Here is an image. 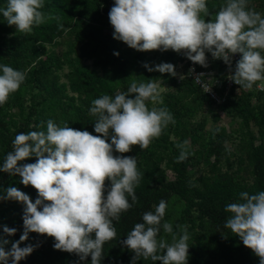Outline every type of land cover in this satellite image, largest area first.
Here are the masks:
<instances>
[{"label": "trees", "instance_id": "1", "mask_svg": "<svg viewBox=\"0 0 264 264\" xmlns=\"http://www.w3.org/2000/svg\"><path fill=\"white\" fill-rule=\"evenodd\" d=\"M226 2L207 0L209 16L201 14L202 17L206 22L215 19ZM7 4L8 0H0V9ZM255 4L263 12L264 0H248L249 9ZM43 5L40 10L45 22L33 26L30 33L9 26L0 12V65L25 73L20 88L0 105V166L13 151V141L19 133L46 132L47 121L52 120L60 127L67 125L98 135L94 131L95 117L90 114L93 100L105 94L114 97L127 92L133 80L137 83L162 80L168 85L162 94L163 104L148 102V107L166 108L175 123L164 128L147 149L142 151L134 146L131 152L123 154L136 158L141 173L139 185L134 189L137 201L120 214L118 221H113L116 237L103 245L101 264H132L135 254L122 241L137 223H143L144 213L155 212L161 200L167 207L157 239L165 237L162 227L165 222L172 225V235L177 238L181 235L177 226H187L188 264H260L259 258L225 227L230 215L225 207L238 202L241 192L264 191V92L235 89L218 105L193 80L179 81L176 76L149 72L145 64L155 67V62L169 63L176 68L178 57L172 50L138 52L114 39L109 21L114 0H43ZM67 32L73 35L78 50L71 47L62 54L52 51ZM261 55L264 56V51ZM65 65L69 71L61 75ZM211 107H218L232 124L238 125L239 141L224 132L219 113L207 115ZM211 118L214 123L208 128ZM185 141L189 155L178 162L181 149L177 145ZM107 142L111 143L110 139ZM227 149L233 150L235 158L225 163L223 153ZM113 154L121 155L115 150ZM248 159L252 177L243 178L237 167ZM35 162L32 157L20 164ZM110 186V181H106L105 197ZM9 187L26 193L33 202L38 198V192L30 185L24 186L21 177L0 172V194ZM128 200L131 204V197ZM171 206L179 209L174 221L169 213ZM24 207L14 200H0V237L10 241L7 249L23 234ZM3 226L15 228V235L4 236ZM54 243L52 237L29 233L21 247L31 244L34 251L19 264H91V256L81 260L75 253L56 250ZM136 264L154 262L140 257Z\"/></svg>", "mask_w": 264, "mask_h": 264}, {"label": "clouds", "instance_id": "2", "mask_svg": "<svg viewBox=\"0 0 264 264\" xmlns=\"http://www.w3.org/2000/svg\"><path fill=\"white\" fill-rule=\"evenodd\" d=\"M43 6V0H8L0 12L9 26L30 33L33 26L45 22L40 10ZM201 14L209 16L207 0H114L109 21L113 38L138 52L172 50L202 67L208 66L207 52L230 70L232 57L240 54L229 78L246 89L264 81V16L249 9L248 0H227L215 19L208 22ZM144 67L149 72L177 75L175 66L169 63ZM0 69L3 105L25 81V73L7 65H0ZM193 72L190 69V74ZM201 78L203 73L194 82L201 83ZM161 85L159 79L148 83L133 80L127 92L93 100L90 114L95 117L94 131L98 135L67 125L60 127L52 120L47 121L46 132L16 135L13 151L6 155L0 172L21 177V183L32 186L38 198L33 202L15 187L0 194V200H14L25 206L24 231L19 241L11 242L7 249L10 241L0 237V264H19L32 254L33 245L21 247L29 233L52 237L56 250L75 253L81 260L91 256V264H101L103 245L116 237L113 221H118L120 214L137 201L134 189L141 173L136 158L123 154L134 146L147 149L164 128L175 123L166 108L148 107V102L163 104ZM109 139L111 143L107 142ZM187 145V141L177 145L181 149L178 162L187 159ZM114 150L121 155L114 156ZM32 157L36 158L35 163L20 164ZM106 181L111 186L105 197ZM166 207L167 203L161 200L154 213H144L143 223H137L122 241L135 254L132 264L140 257L150 258L154 264H188L187 226H177L181 235L177 238L173 234L171 244L157 239ZM225 211L230 214L225 227L264 264V191L241 192L239 201L228 204ZM162 227L165 233H173L170 223L165 222ZM3 233L14 236L16 229L3 226Z\"/></svg>", "mask_w": 264, "mask_h": 264}, {"label": "built area", "instance_id": "3", "mask_svg": "<svg viewBox=\"0 0 264 264\" xmlns=\"http://www.w3.org/2000/svg\"><path fill=\"white\" fill-rule=\"evenodd\" d=\"M178 64L175 68L176 77L179 81L189 79L195 81L196 77L203 73L201 83L195 82L206 94H209L211 99L218 105L223 104L232 90L246 89L238 86L229 77L234 72L236 63L241 59L240 54H236L232 57L231 70L222 60H215L210 53H206L207 67H202L198 64H193L186 58L183 53L177 54ZM190 69H194V72L190 74ZM183 76L184 78H181ZM264 84V81H258L253 85L251 89L258 92H264V87L260 85Z\"/></svg>", "mask_w": 264, "mask_h": 264}, {"label": "rangeland", "instance_id": "4", "mask_svg": "<svg viewBox=\"0 0 264 264\" xmlns=\"http://www.w3.org/2000/svg\"><path fill=\"white\" fill-rule=\"evenodd\" d=\"M255 11L260 12L262 14V16H264V10L262 12V9L260 8L259 4H255L254 8ZM71 47H73L75 50H78L79 45L75 43L73 35L70 32H67L62 38H60L57 41V44L54 45L51 50L54 51L57 54H62L65 51H68ZM59 56V55H58ZM88 64L91 65V61L87 62ZM155 65H158V62H155ZM69 71V68L67 65L64 66V70H62L60 72L61 75L66 74ZM62 81H64V78H62ZM162 81V80H161ZM161 95L166 91V89L168 88V85H166L163 81H162V85H161ZM218 107H211L207 109V115L208 116H212L213 114L219 113L220 114V126L223 128L224 132L226 134H231L234 138V141H239L240 139V135L237 133V129H238V125L236 124H232L230 122V119L228 117H226L223 113H220L218 111ZM208 128H211L213 125V119H209L208 120ZM235 158L233 150L227 149L224 151L223 153V161L226 163L227 161L233 160ZM202 169V166L199 168ZM226 169V167H225ZM239 174L243 177V178H251L252 177V164L249 161V159L247 160V163L244 164L242 167H237ZM168 175L170 178H173V174L171 172H168ZM179 209H175L174 207L171 206L169 213L172 215V221H174V219H176L177 215H178V211ZM166 242H168L169 244L172 243V234L169 233H165V237L163 238Z\"/></svg>", "mask_w": 264, "mask_h": 264}]
</instances>
